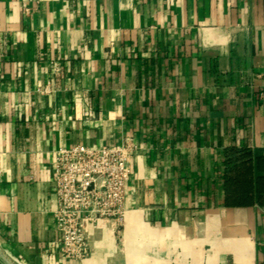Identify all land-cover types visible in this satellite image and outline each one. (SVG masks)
Wrapping results in <instances>:
<instances>
[{"label": "crops", "instance_id": "crops-1", "mask_svg": "<svg viewBox=\"0 0 264 264\" xmlns=\"http://www.w3.org/2000/svg\"><path fill=\"white\" fill-rule=\"evenodd\" d=\"M126 138L124 219L65 257L55 150ZM233 146L264 154V0H0V264H262Z\"/></svg>", "mask_w": 264, "mask_h": 264}, {"label": "built area", "instance_id": "built-area-1", "mask_svg": "<svg viewBox=\"0 0 264 264\" xmlns=\"http://www.w3.org/2000/svg\"><path fill=\"white\" fill-rule=\"evenodd\" d=\"M136 149L126 138L114 145L76 143L55 150L52 181L57 205L53 215L61 235L58 247L65 257L81 260L89 255L88 226L124 219Z\"/></svg>", "mask_w": 264, "mask_h": 264}, {"label": "trees", "instance_id": "trees-1", "mask_svg": "<svg viewBox=\"0 0 264 264\" xmlns=\"http://www.w3.org/2000/svg\"><path fill=\"white\" fill-rule=\"evenodd\" d=\"M225 165V203L264 204V154L247 146H233L226 150Z\"/></svg>", "mask_w": 264, "mask_h": 264}]
</instances>
